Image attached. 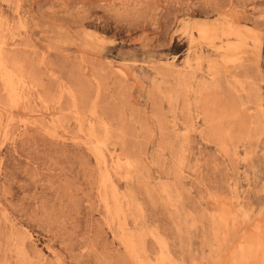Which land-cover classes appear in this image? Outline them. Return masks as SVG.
<instances>
[{"label":"rangeland","instance_id":"obj_1","mask_svg":"<svg viewBox=\"0 0 264 264\" xmlns=\"http://www.w3.org/2000/svg\"><path fill=\"white\" fill-rule=\"evenodd\" d=\"M259 232L264 0H0V264H232Z\"/></svg>","mask_w":264,"mask_h":264},{"label":"bare ground","instance_id":"obj_2","mask_svg":"<svg viewBox=\"0 0 264 264\" xmlns=\"http://www.w3.org/2000/svg\"><path fill=\"white\" fill-rule=\"evenodd\" d=\"M222 219H223V217H222ZM261 235H260V232L256 233V235L252 237V240L246 241L247 244L245 247H243V245L241 244L242 246H240V249H239L240 253H239V255L233 256L232 264H250L251 259H253L254 262L257 264H264V239L262 238ZM249 238H251V237H249ZM127 242H129V241H127ZM127 244H126V246H127ZM129 246H132L130 248L134 247L132 244L131 245L129 244ZM234 252H236V251H234ZM256 257H258V259H255Z\"/></svg>","mask_w":264,"mask_h":264}]
</instances>
